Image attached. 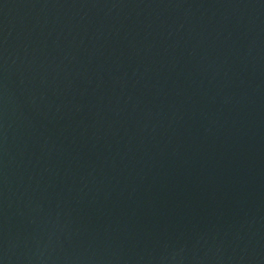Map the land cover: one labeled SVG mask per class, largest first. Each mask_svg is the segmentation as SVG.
<instances>
[{"label":"water","instance_id":"1","mask_svg":"<svg viewBox=\"0 0 264 264\" xmlns=\"http://www.w3.org/2000/svg\"><path fill=\"white\" fill-rule=\"evenodd\" d=\"M0 264H264V0H0Z\"/></svg>","mask_w":264,"mask_h":264}]
</instances>
